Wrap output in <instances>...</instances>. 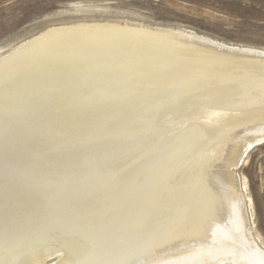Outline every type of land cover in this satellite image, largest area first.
Returning <instances> with one entry per match:
<instances>
[{
    "label": "bare ground",
    "instance_id": "1",
    "mask_svg": "<svg viewBox=\"0 0 264 264\" xmlns=\"http://www.w3.org/2000/svg\"><path fill=\"white\" fill-rule=\"evenodd\" d=\"M241 47L94 22L0 56V264H264L236 175L264 51Z\"/></svg>",
    "mask_w": 264,
    "mask_h": 264
},
{
    "label": "rangeland",
    "instance_id": "2",
    "mask_svg": "<svg viewBox=\"0 0 264 264\" xmlns=\"http://www.w3.org/2000/svg\"><path fill=\"white\" fill-rule=\"evenodd\" d=\"M94 22L174 29L264 51V0H0V56L47 29ZM14 143L0 140L1 150ZM236 175L243 189L247 180L251 225L264 245V140L248 149Z\"/></svg>",
    "mask_w": 264,
    "mask_h": 264
}]
</instances>
